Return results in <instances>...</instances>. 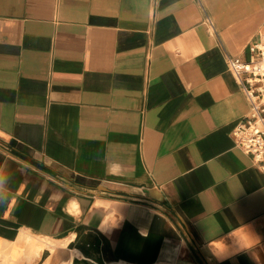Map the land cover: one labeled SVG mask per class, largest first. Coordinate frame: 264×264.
I'll list each match as a JSON object with an SVG mask.
<instances>
[{
    "label": "crops",
    "instance_id": "obj_1",
    "mask_svg": "<svg viewBox=\"0 0 264 264\" xmlns=\"http://www.w3.org/2000/svg\"><path fill=\"white\" fill-rule=\"evenodd\" d=\"M263 40L264 0H0V264H264L227 63Z\"/></svg>",
    "mask_w": 264,
    "mask_h": 264
},
{
    "label": "built area",
    "instance_id": "obj_2",
    "mask_svg": "<svg viewBox=\"0 0 264 264\" xmlns=\"http://www.w3.org/2000/svg\"><path fill=\"white\" fill-rule=\"evenodd\" d=\"M250 52L249 59L227 56L249 102V112L236 123L233 138L264 169V40L251 45Z\"/></svg>",
    "mask_w": 264,
    "mask_h": 264
},
{
    "label": "clouds",
    "instance_id": "obj_3",
    "mask_svg": "<svg viewBox=\"0 0 264 264\" xmlns=\"http://www.w3.org/2000/svg\"><path fill=\"white\" fill-rule=\"evenodd\" d=\"M8 180H9L8 176L0 173V187L5 185V183L8 182ZM248 227H249L248 225L241 222L236 227L230 228L229 231L225 233L223 230V226H221L220 233L217 235V237L210 236L208 231L206 230L205 243L210 251L215 249L216 252H222L228 246L227 242L223 239L224 236H227L230 239L234 238L237 241L238 245L241 246V251H246L249 247L252 246L249 243H247L246 229ZM217 259L220 258L217 257Z\"/></svg>",
    "mask_w": 264,
    "mask_h": 264
},
{
    "label": "bare ground",
    "instance_id": "obj_4",
    "mask_svg": "<svg viewBox=\"0 0 264 264\" xmlns=\"http://www.w3.org/2000/svg\"><path fill=\"white\" fill-rule=\"evenodd\" d=\"M1 258V257H0ZM2 259V258H1ZM108 264H127V263H123V262H114V263H108Z\"/></svg>",
    "mask_w": 264,
    "mask_h": 264
}]
</instances>
